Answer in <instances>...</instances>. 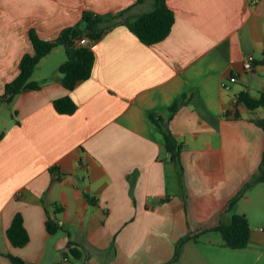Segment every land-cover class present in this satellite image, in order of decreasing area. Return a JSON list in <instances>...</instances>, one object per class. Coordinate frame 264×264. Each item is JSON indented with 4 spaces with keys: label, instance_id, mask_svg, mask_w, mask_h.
Returning <instances> with one entry per match:
<instances>
[{
    "label": "crops",
    "instance_id": "0c3cea01",
    "mask_svg": "<svg viewBox=\"0 0 264 264\" xmlns=\"http://www.w3.org/2000/svg\"><path fill=\"white\" fill-rule=\"evenodd\" d=\"M150 1L130 12L148 10ZM135 2L0 0V94L17 75L22 55L33 51L29 28L50 39L78 23L83 10L117 12ZM166 3L175 20L164 39L144 44L125 25L114 27L91 41L92 73L73 89L43 66L59 46L33 71L40 87L5 102L13 117L0 131V264H17L9 255L25 264H55L62 257L82 264L65 254L75 243L88 254L87 264H162L180 237L218 218L228 222L244 213L250 228L261 224L264 181L226 205L262 157L264 130L255 119L264 107L249 109L238 96L264 91V0ZM249 53L255 63L245 70ZM233 75L237 80L224 88ZM65 95L77 104L73 113L54 108ZM182 96L168 120L170 105ZM151 114L168 121L182 145L181 185ZM17 212L29 234L22 247L6 236ZM48 217L64 230L49 233ZM213 232L202 234L209 252L190 240L171 264H225V257L248 264L252 252L259 258L258 246L264 250L253 232L241 249L223 246L221 233Z\"/></svg>",
    "mask_w": 264,
    "mask_h": 264
},
{
    "label": "trees",
    "instance_id": "16d2710c",
    "mask_svg": "<svg viewBox=\"0 0 264 264\" xmlns=\"http://www.w3.org/2000/svg\"><path fill=\"white\" fill-rule=\"evenodd\" d=\"M144 1L136 0L133 5L117 12L96 13L91 10H83L78 23L63 27L56 37L50 39L42 38L35 28H29L28 37L33 51L25 52L20 58L19 71L12 80L5 83L4 90L0 94V104L11 102L15 95L22 91L38 89L40 83L31 78L33 71L45 55L59 46H62L66 53V59L58 67L60 81L66 88L73 89L80 81L90 77L95 62L94 50L88 43L80 44V38L86 37L90 42L98 40L114 27L125 25L144 44H153L164 39L169 34L174 23V11L167 5L166 0H151L148 10L138 14L130 12L134 5ZM184 99L185 96H182L170 105L171 114L168 120L178 109L179 105L183 103ZM238 100L249 109L264 107V91H261L256 97L246 91H241ZM53 105L61 113H73L77 108L76 102L69 95L56 98L53 101ZM238 116L239 114L236 113L235 117ZM151 118L160 126L164 137V148L168 154V159L176 166L177 177L181 185L183 166L180 161V151L182 145L171 132L168 121L163 123L162 117L156 118L153 114H151ZM255 122L264 130V115L255 119ZM3 134L4 132L0 134V138ZM261 181H264V144L257 171L228 201L226 210L236 204L249 188ZM58 208L63 209V206ZM46 230L49 233H55L56 231L64 230V226L54 218L48 217ZM211 230L221 233L223 246L235 249L245 248L248 245L251 234L249 221L244 213H234L228 222L218 218L213 225L189 231L186 235L180 237L175 244L173 257L162 264H171L176 261L184 243L190 240L196 242L200 235ZM6 236L9 242L16 247H22L28 242L29 234L19 212L14 215L10 225L7 227ZM65 254L73 259L81 260L82 264H87L88 254L76 243ZM9 257L14 263L25 264L17 256L9 255Z\"/></svg>",
    "mask_w": 264,
    "mask_h": 264
},
{
    "label": "rangeland",
    "instance_id": "374dc122",
    "mask_svg": "<svg viewBox=\"0 0 264 264\" xmlns=\"http://www.w3.org/2000/svg\"><path fill=\"white\" fill-rule=\"evenodd\" d=\"M65 59H66V53H65L64 49L62 48L59 54L53 53V55H51L50 57H48V59L43 61V66H45V68L47 69L48 75L53 76V75L59 73L58 67H59L60 63H62ZM37 74H38V71H36L35 77H37ZM12 117H13V113H12V110L10 109V105L8 103H5V102L1 103L0 104V131L3 130L6 123L8 121H10V119H12ZM257 218H260L259 221L261 223L260 225H262V226L259 225L260 227L258 226L257 229H255L254 226H252L251 233L253 232L255 236L260 237L264 240V216L261 215V217H257ZM213 234H220V233L219 232H213ZM206 240L207 239H206L205 235L198 237V243L200 244V246L202 248H204V250L206 252H209V250H210V248H212V246L207 244V242H205ZM257 248H258V251H260L259 258H256V256H254V255H256V252H252L251 255L253 256V259H251V261H249L248 264H264V250H262L261 246H258ZM232 258L233 257H225L223 262L225 264H238V263H236V260H234L235 258L234 259H232ZM218 259L219 258H217V260Z\"/></svg>",
    "mask_w": 264,
    "mask_h": 264
},
{
    "label": "built area",
    "instance_id": "2783aa9c",
    "mask_svg": "<svg viewBox=\"0 0 264 264\" xmlns=\"http://www.w3.org/2000/svg\"><path fill=\"white\" fill-rule=\"evenodd\" d=\"M255 1H257V0H255ZM79 43L80 44H87V43L90 44L91 42L89 41L88 38L82 37L79 39ZM90 47L92 48V45H90ZM254 63H255V56L253 53H249L243 61V67L245 70H252L254 67ZM236 80H237V76H235V75L231 76L228 79V82H225V81L223 82L224 88H228L229 83L234 82ZM55 264H69V261L66 258L62 257Z\"/></svg>",
    "mask_w": 264,
    "mask_h": 264
},
{
    "label": "water",
    "instance_id": "95a60500",
    "mask_svg": "<svg viewBox=\"0 0 264 264\" xmlns=\"http://www.w3.org/2000/svg\"><path fill=\"white\" fill-rule=\"evenodd\" d=\"M67 246H69V244H67Z\"/></svg>",
    "mask_w": 264,
    "mask_h": 264
}]
</instances>
